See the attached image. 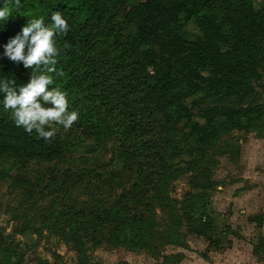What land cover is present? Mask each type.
I'll use <instances>...</instances> for the list:
<instances>
[{
    "label": "trees",
    "instance_id": "16d2710c",
    "mask_svg": "<svg viewBox=\"0 0 264 264\" xmlns=\"http://www.w3.org/2000/svg\"><path fill=\"white\" fill-rule=\"evenodd\" d=\"M131 1L22 0L0 29L3 45L29 19L44 15L47 22L52 12L63 13L71 31L59 38L56 67L65 75L53 86L66 91L70 109L79 112L77 130L101 141L110 128L121 144L119 161L128 159L126 192L110 201L93 195L92 203L75 202L65 193L53 206L54 213L62 210L66 226L53 224L52 214L45 220L54 235L79 253L85 249L83 238L96 244L100 232L113 246L131 251L149 246L155 207L170 204V162L183 156L172 155L178 144L194 142L183 153L205 159L233 132H264V104L248 103L264 64V5L258 9L253 0H141L132 6ZM119 20L125 29L119 28ZM31 71L0 60V78L15 79L17 85ZM130 148L134 151L128 157ZM65 152L58 135L47 142L37 139L35 132L26 133L0 112V157L52 162ZM80 174L91 177L87 189H92L93 175L101 173L86 169ZM210 198L208 193L185 197L181 210L188 225L204 229L214 224L208 213ZM254 222L263 227L262 221ZM7 244L8 237L0 232L1 253H10Z\"/></svg>",
    "mask_w": 264,
    "mask_h": 264
},
{
    "label": "rangeland",
    "instance_id": "374dc122",
    "mask_svg": "<svg viewBox=\"0 0 264 264\" xmlns=\"http://www.w3.org/2000/svg\"><path fill=\"white\" fill-rule=\"evenodd\" d=\"M140 1L132 0L131 5ZM253 1L258 9L264 5V0ZM120 20L119 28L125 29ZM189 29L195 32L194 27ZM102 34L101 30L95 32L97 40L102 41ZM259 72L260 81L253 85L254 94L248 103L264 104V64ZM159 127L155 129L158 133ZM56 135L66 149L60 159L19 163L0 157V232L8 237L6 249L10 252H0V264H212L209 256L225 252L236 239L241 241L238 244L256 249V254L252 258L250 251L244 250L241 263L233 264H264L263 131L233 132L218 141L205 159L199 154L191 157L183 153L184 148L191 150L194 142L175 146L172 155L183 156L170 162L173 166V181L167 187L170 204L155 207L156 226L149 246L137 251L113 246L105 232H100L96 244L83 238L84 255L54 235L45 220L52 214L53 224L66 226L61 221L62 210L54 213L53 206L63 201L65 193L75 202L92 203L93 195L110 201L126 192L131 177L128 159L119 161L121 144L110 128L101 141L74 126L68 131L60 127ZM133 151L126 149L127 156L131 157ZM192 161L198 164L195 168L185 164ZM86 169L101 173L93 175L96 183L92 189H87L91 177L80 174ZM238 184H242L240 188ZM202 193L211 197L208 213L214 224L195 229L184 219L181 204L188 194ZM243 194L244 202L226 199ZM256 220L262 221L261 229L257 228ZM24 228L28 231L21 233ZM202 256L209 257L208 261Z\"/></svg>",
    "mask_w": 264,
    "mask_h": 264
},
{
    "label": "clouds",
    "instance_id": "9594fccd",
    "mask_svg": "<svg viewBox=\"0 0 264 264\" xmlns=\"http://www.w3.org/2000/svg\"><path fill=\"white\" fill-rule=\"evenodd\" d=\"M22 0H3L0 6V29L13 18ZM71 31L62 12H52L28 20L15 36L0 45V60L7 59L24 69H31L28 80L17 85L15 79L0 78V112L8 113L14 125L37 139L50 141L60 127L71 130L80 114L71 110L66 91L56 84L65 73L57 69L61 55L59 38ZM67 47V44L64 45Z\"/></svg>",
    "mask_w": 264,
    "mask_h": 264
},
{
    "label": "crops",
    "instance_id": "0c3cea01",
    "mask_svg": "<svg viewBox=\"0 0 264 264\" xmlns=\"http://www.w3.org/2000/svg\"><path fill=\"white\" fill-rule=\"evenodd\" d=\"M241 185L242 184H238L237 185V187H241ZM236 187V186H235ZM239 188H237V189H239ZM247 194H245V196H246ZM224 195L223 194H221V197H223ZM235 198V197H234ZM234 198H231V199H229V197H226V199L227 200H229V201H232V203H235V202H244L243 200H244V194L243 195H240V197L239 198H236V199H234ZM213 200V199H212ZM209 208H208V210H209V212H211V210H210V206H208ZM211 214V213H210ZM213 220V219H212ZM257 224V223H256ZM236 241L237 242H240L241 243V241L240 240H238V239H236ZM235 243V242H233V245L230 247V248H228V250H226L225 252H223V253H212V255L211 256H209L208 258H209V260H211V262H212V264H233L234 262H239V263H241V260L242 259H244V258H242L243 256V253H244V250H246V251H250V253H251V256H252V258H254V253H255V250H254V248L253 247H248V248H246V246H244V245H240V244H238V243ZM203 258V257H202ZM204 259V258H203ZM205 260V259H204ZM205 261H207V260H205ZM210 262V261H209Z\"/></svg>",
    "mask_w": 264,
    "mask_h": 264
}]
</instances>
